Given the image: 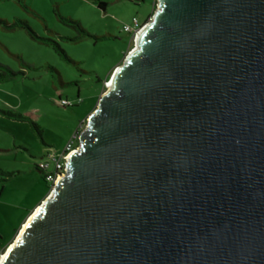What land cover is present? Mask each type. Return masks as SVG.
Here are the masks:
<instances>
[{"label": "water", "instance_id": "water-1", "mask_svg": "<svg viewBox=\"0 0 264 264\" xmlns=\"http://www.w3.org/2000/svg\"><path fill=\"white\" fill-rule=\"evenodd\" d=\"M158 1L1 264H264V0Z\"/></svg>", "mask_w": 264, "mask_h": 264}, {"label": "rangeland", "instance_id": "rangeland-1", "mask_svg": "<svg viewBox=\"0 0 264 264\" xmlns=\"http://www.w3.org/2000/svg\"><path fill=\"white\" fill-rule=\"evenodd\" d=\"M97 2H104V9ZM158 2L0 0L2 21L27 22L42 38L0 24V64L16 72L0 83V258L29 216L52 196L54 183L45 182L38 167L46 162L52 166L51 156L73 134L80 139L101 96L108 93L112 75L137 48L138 34L125 32L123 25L136 17L145 26ZM57 14L78 21L86 35ZM7 111L27 116L41 133L29 121L8 117Z\"/></svg>", "mask_w": 264, "mask_h": 264}, {"label": "trees", "instance_id": "trees-1", "mask_svg": "<svg viewBox=\"0 0 264 264\" xmlns=\"http://www.w3.org/2000/svg\"><path fill=\"white\" fill-rule=\"evenodd\" d=\"M96 4L101 9H104V6L106 5L104 2H97ZM57 16L59 17L61 22L65 23V24H72V25L76 26L78 29H80L81 34H83V35L85 34L86 35V31L81 28V26L79 25L78 21H75V20H73L71 18H68V17H63V16H61L59 14H57ZM0 24H5L7 29H13V28L25 29L32 39H35V40H41L42 39L39 36H37V34L31 29V27L28 25L27 22H24V21H21V20H15L11 24H6V22H4V21H2L0 19ZM57 47L58 46H56V50L59 51L60 54L64 55V51L62 49H60V48H57ZM24 65L28 66V64H26V63ZM15 75H16V72L11 70L8 66L0 64V83L6 81L8 78H10L12 76H15ZM5 114L8 117L14 118V119H16L18 121H23V122L29 121L31 126L33 128H35L39 133H41L40 126L37 125L36 123L30 121V119L27 116H25L23 114H20V113H17V112H13V111H7V112H5ZM38 169H39V171L42 172V177L45 180V182H48L46 180L45 175L43 174V170L40 167H38ZM49 173H52L53 175H55V173L53 171H50ZM49 183L51 184L52 182L49 181Z\"/></svg>", "mask_w": 264, "mask_h": 264}, {"label": "built area", "instance_id": "built-area-1", "mask_svg": "<svg viewBox=\"0 0 264 264\" xmlns=\"http://www.w3.org/2000/svg\"><path fill=\"white\" fill-rule=\"evenodd\" d=\"M144 27L142 23L136 17H132L130 24H124L122 29L128 33L138 34L141 29ZM76 141L79 142V137L76 135H72L70 140H68L63 147V149L59 153H54L52 155V163L53 165L50 166L48 162L41 165V169L44 172L46 180L52 183H55L57 179H59L62 175H64L66 170V163L70 157V154L78 149L76 147ZM53 171L55 175L49 173Z\"/></svg>", "mask_w": 264, "mask_h": 264}, {"label": "bare ground", "instance_id": "bare-ground-1", "mask_svg": "<svg viewBox=\"0 0 264 264\" xmlns=\"http://www.w3.org/2000/svg\"><path fill=\"white\" fill-rule=\"evenodd\" d=\"M108 87H109V83H108ZM37 209H38V207H37L35 210H37ZM31 217H32V214L29 216V218L27 219V221L30 220ZM25 225H26V222L24 223L23 227H24ZM21 231H22V229L20 230V233H19V235H18L17 237H19V236L21 235ZM11 246H13V243L8 247V249H10ZM8 249L6 250V252L8 251ZM6 252H5V253H2L1 258H0V264L2 263V261H3L4 258H5Z\"/></svg>", "mask_w": 264, "mask_h": 264}]
</instances>
